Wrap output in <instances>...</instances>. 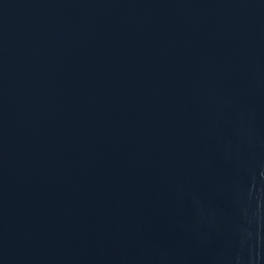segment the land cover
<instances>
[{
  "label": "water",
  "instance_id": "water-1",
  "mask_svg": "<svg viewBox=\"0 0 264 264\" xmlns=\"http://www.w3.org/2000/svg\"><path fill=\"white\" fill-rule=\"evenodd\" d=\"M0 264H264V0H0Z\"/></svg>",
  "mask_w": 264,
  "mask_h": 264
}]
</instances>
